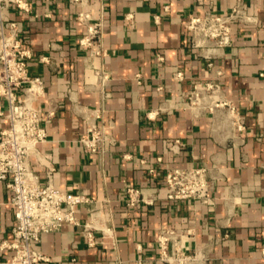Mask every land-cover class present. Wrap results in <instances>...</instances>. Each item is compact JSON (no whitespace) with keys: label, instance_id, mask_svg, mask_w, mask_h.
I'll return each instance as SVG.
<instances>
[{"label":"crops","instance_id":"obj_1","mask_svg":"<svg viewBox=\"0 0 264 264\" xmlns=\"http://www.w3.org/2000/svg\"><path fill=\"white\" fill-rule=\"evenodd\" d=\"M22 1L26 8L0 2V21L15 23L32 51L30 74L44 84L48 138L40 144L44 163L33 156V168L43 185L50 179L94 200L78 207L82 222L99 206L110 218L99 225L114 224L113 235L96 232L94 246L79 226L43 234L37 244L47 259L38 264H167L156 243L167 225L192 229L194 264H264V0H242L252 21L234 24L225 48L195 46L185 24L211 2L226 14L238 0H85L105 22V55L80 43L82 6ZM206 83L217 88L192 102L191 91ZM9 125L0 114V130ZM92 126L106 130L103 152L90 153L81 141ZM201 165L210 170L211 201L169 199L166 169ZM130 186L148 201L128 206ZM15 210L0 182V242Z\"/></svg>","mask_w":264,"mask_h":264},{"label":"built area","instance_id":"obj_2","mask_svg":"<svg viewBox=\"0 0 264 264\" xmlns=\"http://www.w3.org/2000/svg\"><path fill=\"white\" fill-rule=\"evenodd\" d=\"M71 1L82 6L77 19L87 26V32L80 39L81 45L90 55H105V22L102 18L95 19L83 7L85 0ZM0 2L2 7L13 2L26 8L22 0ZM131 17L128 15L126 18ZM252 18L242 0H238L226 14L215 13L211 2L203 14L189 15L185 26L195 46L225 48L232 44L234 24L252 21ZM31 58L32 51L17 33L15 23L0 21V100L7 103L6 110L0 111V114L10 121L8 127L0 130V182L12 192V203L16 208L11 233L0 242V254L4 255L0 264H38L46 260L37 243L43 234L61 231L65 226H79L89 246L98 243L97 231L102 233L103 238L114 234L111 221L109 225H99V222L110 220L109 214L99 206L90 210L89 220L82 222L80 219L78 207L94 202L92 198L56 187L50 179L43 185L33 168V156L44 163L40 144L47 140L48 129L42 123L43 110L39 104L44 84L41 78L31 76ZM102 74L105 80L107 75L104 71ZM260 75L264 78V71ZM177 76L182 77V74ZM216 88L213 83L196 85L191 91V101H197L204 91L214 92ZM89 132L81 139L85 149L90 153L103 152L108 141L105 128L92 126ZM179 146L180 141L176 140L172 149L177 151ZM165 180L169 199L211 201L212 178L209 168L204 165L168 167ZM142 201L148 200L141 189L130 186L127 189V205L136 206ZM193 235L192 229L170 225L161 227L156 238L160 260L167 264L196 263L200 253L190 250L189 241ZM262 250L264 252V248ZM136 264L144 263L138 260Z\"/></svg>","mask_w":264,"mask_h":264}]
</instances>
